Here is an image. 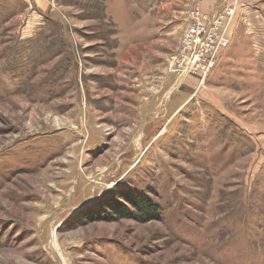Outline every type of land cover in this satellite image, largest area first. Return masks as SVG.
Here are the masks:
<instances>
[{
	"label": "rangeland",
	"instance_id": "1",
	"mask_svg": "<svg viewBox=\"0 0 264 264\" xmlns=\"http://www.w3.org/2000/svg\"><path fill=\"white\" fill-rule=\"evenodd\" d=\"M126 190L158 219L86 213ZM0 264H264V0H0Z\"/></svg>",
	"mask_w": 264,
	"mask_h": 264
},
{
	"label": "built area",
	"instance_id": "2",
	"mask_svg": "<svg viewBox=\"0 0 264 264\" xmlns=\"http://www.w3.org/2000/svg\"><path fill=\"white\" fill-rule=\"evenodd\" d=\"M234 14L235 10L231 6H227L221 13L216 11L214 28L218 27L221 20H226V25H229ZM219 44L218 32L213 31L212 26L199 19L198 10L194 11L186 19L180 54L172 56L171 61H175L181 69L186 70L184 72L196 74L197 70H200L204 78L214 64Z\"/></svg>",
	"mask_w": 264,
	"mask_h": 264
},
{
	"label": "trees",
	"instance_id": "3",
	"mask_svg": "<svg viewBox=\"0 0 264 264\" xmlns=\"http://www.w3.org/2000/svg\"><path fill=\"white\" fill-rule=\"evenodd\" d=\"M102 200L106 201L101 202ZM102 200L89 204L87 208L91 209H86V213L99 215L100 218H129L144 221L155 220L159 217L158 206L150 197L130 190L119 192L108 200L106 198Z\"/></svg>",
	"mask_w": 264,
	"mask_h": 264
}]
</instances>
